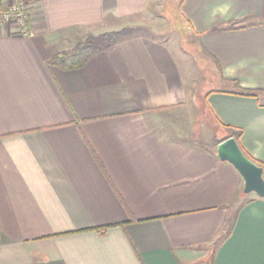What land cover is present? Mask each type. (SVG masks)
I'll return each instance as SVG.
<instances>
[{
    "label": "crops",
    "instance_id": "crops-1",
    "mask_svg": "<svg viewBox=\"0 0 264 264\" xmlns=\"http://www.w3.org/2000/svg\"><path fill=\"white\" fill-rule=\"evenodd\" d=\"M27 2L33 36L0 22V264H264V199L216 157L240 132L264 178V0H179L218 74L201 94L153 32L168 0ZM122 28L81 69L50 65Z\"/></svg>",
    "mask_w": 264,
    "mask_h": 264
},
{
    "label": "rangeland",
    "instance_id": "rangeland-1",
    "mask_svg": "<svg viewBox=\"0 0 264 264\" xmlns=\"http://www.w3.org/2000/svg\"><path fill=\"white\" fill-rule=\"evenodd\" d=\"M178 3L179 0H168L164 12L151 15L154 19V24L158 25L160 28L153 32L159 34L158 37L160 39H166L167 41L182 47L185 53L192 56L193 65L197 67L200 72L199 74H202L204 79L203 84H201L198 89L201 94L207 88H210L215 84V80H217L218 77L217 70L213 63L207 58H198L196 56V52L199 53L201 48L197 41L196 44L193 42L190 28L180 18L178 13ZM141 31L145 32L143 29Z\"/></svg>",
    "mask_w": 264,
    "mask_h": 264
},
{
    "label": "trees",
    "instance_id": "trees-1",
    "mask_svg": "<svg viewBox=\"0 0 264 264\" xmlns=\"http://www.w3.org/2000/svg\"><path fill=\"white\" fill-rule=\"evenodd\" d=\"M166 9V8H165ZM134 35V30L131 28H122L118 31L107 32L99 35H87L84 38L75 40L73 46L56 54L50 61V65L64 71L81 69L94 56L101 53L106 47L115 45L119 41ZM238 86V85H237ZM240 89V88H239ZM259 91L240 89L238 95L244 97L257 98ZM241 133L239 132L235 141L238 142ZM241 149V148H240ZM242 153L253 163L262 167L259 163L252 160L242 149Z\"/></svg>",
    "mask_w": 264,
    "mask_h": 264
},
{
    "label": "water",
    "instance_id": "water-1",
    "mask_svg": "<svg viewBox=\"0 0 264 264\" xmlns=\"http://www.w3.org/2000/svg\"><path fill=\"white\" fill-rule=\"evenodd\" d=\"M216 157L238 172L244 183L243 194H254L264 199L263 169L242 153L234 138H227L218 144Z\"/></svg>",
    "mask_w": 264,
    "mask_h": 264
},
{
    "label": "built area",
    "instance_id": "built-area-1",
    "mask_svg": "<svg viewBox=\"0 0 264 264\" xmlns=\"http://www.w3.org/2000/svg\"><path fill=\"white\" fill-rule=\"evenodd\" d=\"M27 20V0H11L5 9L0 0V22L15 24L19 35L31 37L33 33L27 29Z\"/></svg>",
    "mask_w": 264,
    "mask_h": 264
}]
</instances>
